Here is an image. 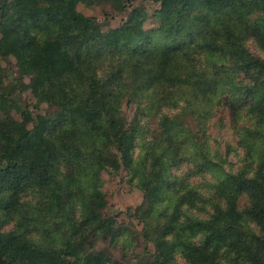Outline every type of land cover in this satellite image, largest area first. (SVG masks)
Returning a JSON list of instances; mask_svg holds the SVG:
<instances>
[{
    "label": "trees",
    "instance_id": "16d2710c",
    "mask_svg": "<svg viewBox=\"0 0 264 264\" xmlns=\"http://www.w3.org/2000/svg\"><path fill=\"white\" fill-rule=\"evenodd\" d=\"M87 1L132 0H0V49L56 109L14 120L25 85L0 64V264H123L95 247L116 238L98 222L114 163L143 192L134 214L151 264H264V58L250 48L264 52V0H157L153 34L133 14L103 31L80 15ZM221 106L233 124L243 109L252 121L236 130V170L207 139Z\"/></svg>",
    "mask_w": 264,
    "mask_h": 264
},
{
    "label": "rangeland",
    "instance_id": "374dc122",
    "mask_svg": "<svg viewBox=\"0 0 264 264\" xmlns=\"http://www.w3.org/2000/svg\"><path fill=\"white\" fill-rule=\"evenodd\" d=\"M161 2L157 0H132L128 2L123 11H118L109 2L92 3L90 1L80 2L77 9L83 17L94 18L99 23L103 31L113 32L130 14L140 17L143 20V27L147 34H153L158 26L159 18L157 11L161 8ZM256 22L261 19L256 15L250 17ZM251 51L264 58V52L250 44ZM6 54V57H4ZM0 64L7 75L13 73V76L19 79L25 89L18 96V105H13L9 114L17 122L25 120L30 126L36 115L53 116L55 107L34 97L31 92V79L29 75L21 74L16 65L15 59L9 54L8 49H0ZM242 101H238L240 103ZM122 112L129 119L133 118L135 112V103H122ZM179 111L180 108L174 109ZM191 118V117H189ZM187 119L190 124L193 119ZM185 119V118H184ZM140 123L146 128L154 129L156 126L155 118H141ZM189 124V125H190ZM250 116L242 110L241 116L233 124L225 107L219 109L211 116L206 124V134L212 152H218L226 157L225 166L236 170L243 165L244 149L237 144L236 130L243 126H251ZM227 153V154H226ZM185 166L173 169V173L179 175ZM102 192L104 196V205L98 211V222L107 229H111L116 238L112 243L108 240H98L95 244L96 249L107 251L108 256L113 260H118L123 264H151V252L154 250L151 243H145L141 234L142 222L134 214L135 208L142 203L143 192L134 184L128 182L126 170L118 163H114L113 170L101 172ZM209 179L207 174H197L191 181L193 183L204 182ZM210 181V180H209ZM200 191L208 195V187L200 186ZM246 204V198L241 197L238 205L242 209ZM208 209V206H206ZM190 214H196L199 217H205L206 213L200 210L191 209ZM254 228V224L250 223ZM10 226L7 224L4 229ZM147 247V248H146Z\"/></svg>",
    "mask_w": 264,
    "mask_h": 264
}]
</instances>
